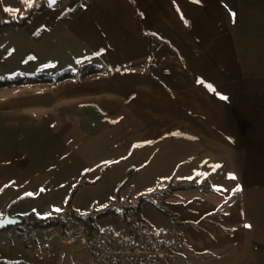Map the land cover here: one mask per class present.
<instances>
[{
    "label": "crops",
    "instance_id": "1",
    "mask_svg": "<svg viewBox=\"0 0 264 264\" xmlns=\"http://www.w3.org/2000/svg\"><path fill=\"white\" fill-rule=\"evenodd\" d=\"M131 1L140 29L128 0H60L26 28L0 30V79L24 77L0 87V218L26 196L11 216L65 213L83 174L73 208L104 210L133 167L119 205L174 176L188 186L140 205L138 219L174 216L182 236L174 260L148 264H264V0ZM89 68L98 73L78 80ZM21 230L0 231L1 264H91L47 239L51 228Z\"/></svg>",
    "mask_w": 264,
    "mask_h": 264
},
{
    "label": "built area",
    "instance_id": "2",
    "mask_svg": "<svg viewBox=\"0 0 264 264\" xmlns=\"http://www.w3.org/2000/svg\"><path fill=\"white\" fill-rule=\"evenodd\" d=\"M173 225L154 226L144 219L130 220L120 229L89 228L81 222H69L63 232L51 228V238L65 246L76 245L90 255L91 264H148L152 260L166 262L175 258L182 245L181 233Z\"/></svg>",
    "mask_w": 264,
    "mask_h": 264
},
{
    "label": "trees",
    "instance_id": "3",
    "mask_svg": "<svg viewBox=\"0 0 264 264\" xmlns=\"http://www.w3.org/2000/svg\"><path fill=\"white\" fill-rule=\"evenodd\" d=\"M128 2L131 5V8L134 13L135 21L140 29L141 26H140V21H139L140 19L139 13L137 12L132 1L128 0ZM47 8H48V5L46 3V0H36L35 2L32 3L31 7H29L28 5L22 4L19 11H15V10L5 11V8H3L0 5V30L3 28H11L13 30H19L22 28H26L29 25L33 14L42 12L46 10ZM94 73H98V71L95 69L89 68L87 71L81 72L79 76L80 78L78 80L86 77L88 74H94ZM71 75H72L71 71H65L64 73L57 75L53 78H48L46 82L48 84L58 83V82L68 79L69 77H71ZM23 82H24V77H21L19 79L2 78L0 79V87H7V86L17 87L21 85ZM109 167L110 165L103 168V172L106 171ZM135 173H136V169L133 167H130L126 172V176L124 180L116 188L115 194H116V199L118 201H120L121 199L120 194H121L122 189L128 184V182L130 181V179L133 177ZM84 176L85 174H83V177L79 180V182L74 186V188L70 192L67 198V201L65 203V213L58 212L56 215L47 216V217H38L34 213H30L25 216H20L19 218L23 220V223L13 228H16L19 230H21L20 228L21 226H26L29 228L39 229V230H46V229H50V228L58 227V226L64 228L65 226L64 219L69 218L70 220L81 222L92 229L94 226V223L97 220L102 219V218H110L113 216L120 217L123 225L127 226L130 220L126 218V215L121 214V212H119L114 207H109L101 211L94 210L89 214H81L80 212H78L77 210L73 208L72 203H73L74 197L77 191L85 183ZM187 187L188 186L181 185L180 183L173 184V182L170 180L167 185V190L185 189ZM30 198L31 196H26V197H22V198L15 200L9 205L5 214L10 215L11 211L16 205ZM144 201H145V198L142 197L138 201V205L130 207V210H134L133 215L136 216L139 214L140 205ZM127 211L129 210L127 209ZM9 229H12V228H8L5 230H9Z\"/></svg>",
    "mask_w": 264,
    "mask_h": 264
},
{
    "label": "rangeland",
    "instance_id": "4",
    "mask_svg": "<svg viewBox=\"0 0 264 264\" xmlns=\"http://www.w3.org/2000/svg\"><path fill=\"white\" fill-rule=\"evenodd\" d=\"M32 84H33V82H30L29 86L32 85ZM31 92H33V91H31ZM11 97L13 98L12 95H11ZM178 135H179V133L177 131L171 130L169 132L170 138H173L174 139V137H177ZM180 135H182V134H180ZM173 139H169V140L170 141H173ZM147 144L148 143H145L141 147H145ZM141 147H139V146L133 147L132 148V151H131V154H133L135 151H137V149H139ZM141 166H142V164H141ZM171 181L173 182V184H176L178 181L183 182L180 179H177L175 176L171 178ZM167 185L168 184H166L164 187H157V189H155L151 193H143L142 196L141 195H139V196L136 195L135 196V194H133V191H130L128 193V197H126V195H125V197L122 199V202L124 203V205H119V203H121V199H120V201H118L116 199V197H115V199L112 201V204L110 206L111 207H114L115 209H117L119 212H121V214L126 215V218L129 219V220H131V221L132 220H135V219H138L137 216L133 215V211L134 210H130V207H133V206L138 205V201L142 197H144L145 200L146 199H151V198H154L155 199V198L159 197L163 192L169 191V190H167ZM83 186H85V183L82 185V187ZM125 187H127V185ZM125 187L122 189L121 192H123L125 190ZM120 196H121V194H120ZM127 209L129 211H127ZM65 220H66V226H69L70 224H68L69 222H67V218H65ZM20 228L22 230L21 231H18V232L21 233V234H23V235H34V233H37V231L33 230V228H29V227H26V226H21ZM53 229L56 230V233L63 232V229H61V228L56 229L55 227H53ZM11 232H13V231H11ZM51 234H52V232H49V233L46 234L47 239H52L51 238ZM53 240H57V239H53ZM59 245L62 246V247H64V248H70V249L72 248L71 250H73L76 253H80L81 251H85V250L79 248L76 245H73V246H65V245L61 244L60 241H59ZM172 260H174V259H172ZM172 260H170V261H172ZM166 262H168V261H166Z\"/></svg>",
    "mask_w": 264,
    "mask_h": 264
},
{
    "label": "water",
    "instance_id": "5",
    "mask_svg": "<svg viewBox=\"0 0 264 264\" xmlns=\"http://www.w3.org/2000/svg\"><path fill=\"white\" fill-rule=\"evenodd\" d=\"M48 6H55L60 0H56L55 3H52V0H46ZM23 223V220L19 217H13L9 214H5L0 218V231H3L8 228H13L19 226Z\"/></svg>",
    "mask_w": 264,
    "mask_h": 264
},
{
    "label": "snow or ice",
    "instance_id": "6",
    "mask_svg": "<svg viewBox=\"0 0 264 264\" xmlns=\"http://www.w3.org/2000/svg\"><path fill=\"white\" fill-rule=\"evenodd\" d=\"M23 2L26 4V5H28L29 7H31L32 6V2H33V0H23ZM56 2V0H52V3H55ZM197 2H198V0H197ZM5 11H9V9H5ZM234 15V14H233ZM103 50H101V52H102ZM100 53H97V55H99ZM29 59H31V57L29 58ZM80 61H77V63H79ZM45 67H48V65H46ZM207 87L209 88V90H214V89H212V86L211 85H207ZM222 99H226L225 97H221ZM212 167V171L214 172L217 168H219L220 167V165H212L211 166ZM196 175H201V173H196ZM204 175H207V174H204ZM229 178H231V179H235V177L234 176H230ZM186 179H193V177H186ZM43 190V189H42ZM217 191H223V190H225V189H222V188H217L216 189ZM236 190H238V189H233V191H236ZM27 195H32V193H28ZM57 211H59V209H56ZM246 227H250V225H246Z\"/></svg>",
    "mask_w": 264,
    "mask_h": 264
}]
</instances>
